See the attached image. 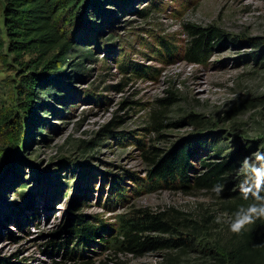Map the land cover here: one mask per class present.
Here are the masks:
<instances>
[{"label":"rangeland","instance_id":"1","mask_svg":"<svg viewBox=\"0 0 264 264\" xmlns=\"http://www.w3.org/2000/svg\"><path fill=\"white\" fill-rule=\"evenodd\" d=\"M4 7L0 0V264H219L213 256L237 234L235 213L255 202L240 192L244 161L259 167L264 154V0L92 3L71 26L68 61L37 88L31 116L20 64L30 55L9 50ZM195 27L220 33L201 61L186 57ZM184 143L192 178L207 170L204 160L235 156L221 191L150 179L152 160ZM145 209L167 221V231L146 232L163 245L113 246L120 217ZM80 214L104 241L67 233Z\"/></svg>","mask_w":264,"mask_h":264},{"label":"trees","instance_id":"2","mask_svg":"<svg viewBox=\"0 0 264 264\" xmlns=\"http://www.w3.org/2000/svg\"><path fill=\"white\" fill-rule=\"evenodd\" d=\"M98 1L5 0L4 25L9 50L17 57L30 55L29 59L20 61L25 71L22 89L25 94L23 108L28 116L32 115V101L35 100L37 88L44 87L42 84L50 77L51 71H59L64 66L68 61L69 53L75 47L73 37L69 35L71 26L74 28L81 19H86L89 16V7ZM193 33L196 36L191 39L186 57L190 61H201L213 46L210 40L218 43L220 33L213 27L196 28ZM4 43L5 40L0 33V48ZM166 43L162 42L169 52L170 48ZM88 55H91L90 51L85 52L84 57ZM11 117L12 115L5 116L3 123L10 121ZM12 126L15 133L14 147L17 148L25 130L22 119H17ZM190 151V144L184 143L160 158L153 159L154 166L150 170V179L165 184L177 182L184 187L191 186V181L196 186L214 187L223 181L226 170L235 165L233 161L235 156L231 155L223 161L204 160L207 170L192 178L188 174ZM13 152L11 149L6 151L3 157L4 163L9 162ZM30 195L31 193L24 194L26 206H30L31 203L33 205ZM17 208L20 209L21 206L16 204L15 208L13 207L14 211L19 213ZM67 226V233L77 240L80 239L81 242L82 238L94 239L97 236L103 240L98 225L90 223L82 214ZM147 231H167V221L163 220L160 213H150L146 209L138 210V214L120 217L116 235L110 241L117 249L127 252L161 247L163 242L156 237L148 236ZM213 258L219 264H264V221L259 223L256 220L254 224L236 234L228 241L222 253L215 254Z\"/></svg>","mask_w":264,"mask_h":264},{"label":"clouds","instance_id":"3","mask_svg":"<svg viewBox=\"0 0 264 264\" xmlns=\"http://www.w3.org/2000/svg\"><path fill=\"white\" fill-rule=\"evenodd\" d=\"M256 161L260 162V166L256 167L255 163L248 164V160L244 161V167L248 169V177L241 182L240 192L244 199L249 196L253 198L254 203L247 207H241L236 213L234 219L230 222V230L234 233H241L248 225L254 224L257 219L264 218V154H257ZM217 192L222 190V186H216Z\"/></svg>","mask_w":264,"mask_h":264}]
</instances>
